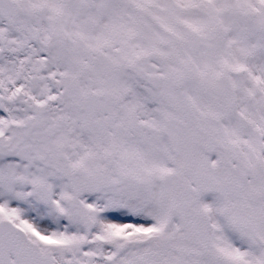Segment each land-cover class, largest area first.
Masks as SVG:
<instances>
[{"label":"snow or ice","instance_id":"1","mask_svg":"<svg viewBox=\"0 0 264 264\" xmlns=\"http://www.w3.org/2000/svg\"><path fill=\"white\" fill-rule=\"evenodd\" d=\"M0 264H264V0H0Z\"/></svg>","mask_w":264,"mask_h":264}]
</instances>
